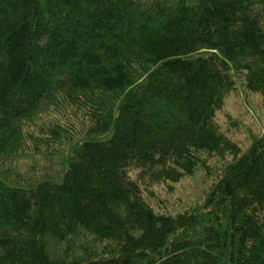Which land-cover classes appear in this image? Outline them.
Segmentation results:
<instances>
[{
    "label": "trees",
    "instance_id": "obj_1",
    "mask_svg": "<svg viewBox=\"0 0 264 264\" xmlns=\"http://www.w3.org/2000/svg\"><path fill=\"white\" fill-rule=\"evenodd\" d=\"M232 73L264 108V0H0V164L60 141L52 109L88 136L58 179L0 170V264H264V134L215 120ZM225 155L206 214L143 197Z\"/></svg>",
    "mask_w": 264,
    "mask_h": 264
},
{
    "label": "rangeland",
    "instance_id": "obj_2",
    "mask_svg": "<svg viewBox=\"0 0 264 264\" xmlns=\"http://www.w3.org/2000/svg\"><path fill=\"white\" fill-rule=\"evenodd\" d=\"M232 78L234 86L225 94L223 105L216 112L215 120L222 131L241 144L243 151L249 146L253 136L264 134V108L260 95L246 89L243 74L232 73ZM50 120L61 124L60 141L52 143L46 139L40 153L30 152L24 157L28 151L11 159L12 161L0 164V170L5 176L18 179L21 185H28L34 177L36 182L45 178L58 179L62 175L72 146L88 138L85 134L86 124L82 113L74 108L67 109L65 106L58 110L52 109L43 116L44 122ZM206 160L209 161L208 168L200 165L195 174L184 176L177 183L154 182L149 178L138 181L137 171H132V177L138 181L143 197L156 213L176 215L184 211L191 213L197 210L206 214L204 203L206 193L216 182L226 163L232 160V156L225 155L221 158L212 156Z\"/></svg>",
    "mask_w": 264,
    "mask_h": 264
}]
</instances>
